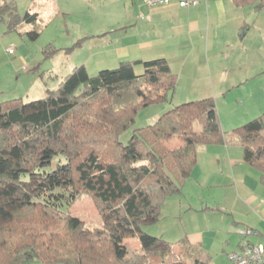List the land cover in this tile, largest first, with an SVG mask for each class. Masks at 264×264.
<instances>
[{
    "label": "trees",
    "instance_id": "obj_1",
    "mask_svg": "<svg viewBox=\"0 0 264 264\" xmlns=\"http://www.w3.org/2000/svg\"><path fill=\"white\" fill-rule=\"evenodd\" d=\"M233 2L264 6V0ZM6 10L11 24L38 17H20L14 0H3L0 16ZM175 88L163 57L121 61L93 76L82 64L43 97L0 105V264H210L200 245L185 239L173 245L142 226L159 218L167 196L181 192L199 145L239 144L263 181L264 111L226 137L213 97L187 100L120 142L140 109L166 102ZM80 193L94 200L100 226L67 214ZM131 238L139 247L129 246Z\"/></svg>",
    "mask_w": 264,
    "mask_h": 264
},
{
    "label": "rangeland",
    "instance_id": "obj_2",
    "mask_svg": "<svg viewBox=\"0 0 264 264\" xmlns=\"http://www.w3.org/2000/svg\"><path fill=\"white\" fill-rule=\"evenodd\" d=\"M14 2L20 17L25 12H36L38 17L34 22L11 24L8 10L0 16V105L17 98L29 102L43 97V86L56 87L58 77H53V71L62 70L65 75L73 67L83 64L93 76L100 69L115 68L122 60L116 62V54L111 48L131 41L154 39L153 49L157 52L149 59L165 58L170 70L178 76L177 85L166 102L152 103L140 109L134 124L120 133V142L128 141L133 127L147 125L154 115L157 117L187 100L213 97L226 137L233 135L234 128L264 111V9L257 13V4L237 6L220 18L226 34L234 37L231 45L211 44L206 52L202 45L197 48L194 42L195 48L186 60L188 49L182 45L177 48L179 44L174 36L171 37L170 28L156 26L155 30L145 24L146 15L135 16L137 13L133 14L121 3L116 5L114 0ZM115 21H118L119 30L114 25L109 28ZM170 24L167 21L165 27ZM245 28L249 31L243 36ZM31 30L38 31L35 38L29 36ZM98 30L101 34L104 30L109 32L93 39L84 37ZM211 31L215 33L214 28ZM213 40L215 36L210 42ZM190 43L193 42L190 40ZM9 49L11 53L7 52ZM206 56L210 65H207ZM133 69L136 74L143 71L140 63H135ZM180 71L181 75L178 74ZM241 74L248 80L238 83ZM194 75L197 82L191 85ZM219 81H224L223 91L216 87ZM228 81H233L235 86H228L232 84ZM233 146L237 145L230 144L229 151ZM225 150L226 146L219 144L199 145L192 177L186 180L179 194L163 200L156 221L142 226L146 233L173 245L181 239H185L186 244H200L209 251L210 264H230L226 253L240 238L245 241L250 237L240 232L247 223L245 218L251 220L255 215L252 198H264V180L260 179L259 173L246 163H240L231 172L230 166L224 163ZM239 152L241 154L242 150ZM66 212L89 228L100 226L102 222L94 200L85 193H80ZM231 219L239 223L235 225ZM134 240L136 242L127 239V243L130 247H139L138 240Z\"/></svg>",
    "mask_w": 264,
    "mask_h": 264
},
{
    "label": "crops",
    "instance_id": "obj_3",
    "mask_svg": "<svg viewBox=\"0 0 264 264\" xmlns=\"http://www.w3.org/2000/svg\"><path fill=\"white\" fill-rule=\"evenodd\" d=\"M97 1H100V0H97ZM196 1L197 3L195 5H187V6H180L179 0H171L168 4L148 6L144 2V0H114L115 4L121 3V5L124 6L125 9H128L129 11L132 10L133 14L137 13V15L135 16L142 18L143 14L146 15L145 24H149L150 26H153V29L157 30L156 29L157 27L161 29L162 26L165 29L170 28L171 33L173 34L171 35V37L174 36V38L176 39L175 42L179 44L177 48L179 49L180 46L182 45L183 47L188 49L186 60L190 57L191 53L193 52L195 48L194 42L196 43L197 48L200 45H202L203 48L206 49V52H208L211 44L225 47V46L231 45L234 41L233 35H231L230 33L226 34L225 25L222 23V20H220L222 16H225V14L230 13L231 10L236 9L237 6L233 2V0H196ZM2 2L3 0H0V5ZM256 9L259 10V12L257 13H261V10L264 9V6H257ZM167 21L171 22L170 27H165V23ZM112 25L116 26L114 27L116 30H119L117 29L119 27V26L117 27L118 21H115V23L110 24L109 28H112L110 27ZM212 28L215 29V33L211 31ZM244 30L245 32L242 33L243 36L247 35L249 31L247 28H245ZM104 32L107 33L109 31L104 30ZM105 33L101 34L100 31L98 30L92 33H87L85 34L84 37L93 39L94 37H100V35L102 36ZM213 36H215V40H213V42L211 43L210 39H212ZM190 40L193 43H190ZM154 42H155L154 39L131 41L128 44L122 45L120 47L117 46L115 48H111V50L116 54L114 55L116 62L119 60L123 61L125 59L131 60V59H137V58L141 60H146V59L148 60L149 58H151V56H154V54H156L157 52L155 49H153ZM202 60L205 61V58H203ZM206 62H207V65H210L209 59L207 56H206ZM205 64L206 63L204 62L203 65ZM203 65H201V68H203ZM239 68H242V66L239 65ZM170 71L172 72V70ZM53 73H54L53 77H58V79H55V80L59 81L60 78L63 76L62 74L65 72L61 70L59 72L53 71ZM56 74H58L59 76H57ZM174 74L176 75V85H177L178 76L176 73ZM178 74L181 75L182 74L181 71ZM241 78L242 79L238 83H242L243 80H248V78L246 79V77L243 78L242 74H241ZM195 82H197L196 75L192 76L190 84L193 85V83ZM222 83H224V81H219V83L216 86L218 87L219 91H223L225 89ZM227 83H232L228 86H235L233 84V81H228ZM42 88H43V91L47 89V87L45 86H43ZM154 117L155 115L152 118ZM235 145L237 146H233L232 148L233 150L229 151L230 149L228 147L229 145L222 144V146H226V150H225L226 154L224 156V163H226L227 166H230L231 172L233 171L235 166L240 165V163L241 165H244L245 163L242 159V153L240 154L239 152V150H242L240 148L241 146L239 144H235ZM218 162L220 163L219 160ZM191 177H192V172H191ZM252 200H255L253 204L254 207H252L253 208L252 211L255 215L251 220H248V218H245V221L247 223L244 224V227L252 228L256 230L258 233L257 235H248L250 237L249 238L247 237L245 241H242L240 238L235 243L234 248L231 249L230 251L239 250L246 243L258 242L261 236L264 235V198L253 197ZM231 220H232V223L235 225L239 223L235 221L234 219H231ZM134 239L136 238H131L130 240L136 242V240ZM193 245H200V244H193ZM203 249L209 254V251L207 249L205 248ZM227 253H226V256H227ZM209 256H210V262H211L212 257L210 254ZM26 264H44V263H41L36 260H31L27 262Z\"/></svg>",
    "mask_w": 264,
    "mask_h": 264
},
{
    "label": "built area",
    "instance_id": "obj_4",
    "mask_svg": "<svg viewBox=\"0 0 264 264\" xmlns=\"http://www.w3.org/2000/svg\"><path fill=\"white\" fill-rule=\"evenodd\" d=\"M171 0H144L146 5L155 6L168 4ZM196 0H179L180 6L195 5ZM11 53L9 49L7 51ZM242 235H257V231L244 227L241 232ZM227 259L230 264H264V235L255 243H246L239 250L230 251L227 253Z\"/></svg>",
    "mask_w": 264,
    "mask_h": 264
}]
</instances>
